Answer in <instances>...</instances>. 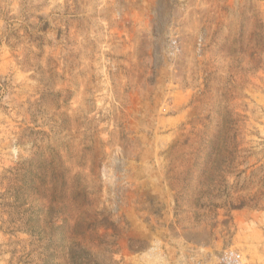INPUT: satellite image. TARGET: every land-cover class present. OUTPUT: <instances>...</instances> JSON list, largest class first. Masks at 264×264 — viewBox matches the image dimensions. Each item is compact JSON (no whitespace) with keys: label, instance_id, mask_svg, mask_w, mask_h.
<instances>
[{"label":"rangeland","instance_id":"rangeland-1","mask_svg":"<svg viewBox=\"0 0 264 264\" xmlns=\"http://www.w3.org/2000/svg\"><path fill=\"white\" fill-rule=\"evenodd\" d=\"M254 33L264 0H0V264H264ZM52 160L89 193L40 217Z\"/></svg>","mask_w":264,"mask_h":264},{"label":"trees","instance_id":"trees-1","mask_svg":"<svg viewBox=\"0 0 264 264\" xmlns=\"http://www.w3.org/2000/svg\"><path fill=\"white\" fill-rule=\"evenodd\" d=\"M260 27L263 29L262 26ZM253 37H259L260 41H262L264 37L263 35L260 36V33H254L251 34V37L247 40L245 48H248L250 51L255 52L256 41L253 42ZM231 155L232 153L230 154V156ZM232 157L230 163H233ZM68 174L69 172L64 169V165L63 163H61V161L56 164L53 160L50 162L49 166L40 173L38 177L40 184L39 187H35V190L37 191L39 200L42 199L47 201L44 208L36 212L40 217L47 216L53 218L54 215L58 216L59 211L57 208L60 205L57 202L62 201V199L65 200V198L68 199V197L71 195L73 197L72 199L74 200L80 199L83 196L85 197V199L87 198L86 196H88L89 193L87 187L84 185H80L77 187L75 186V184H71V181L73 179L69 178ZM46 193L48 194V196ZM263 196L264 192L262 191L260 193H257L253 198H249L252 199L251 201L253 202L249 206H251L252 208H260V206L264 203V200L262 199ZM241 199L244 200V198ZM211 207H214V205L212 204ZM42 223L44 227L40 229L41 233H48V222L44 219V217ZM78 243L79 242H77V244ZM78 246H80V244H78Z\"/></svg>","mask_w":264,"mask_h":264},{"label":"built area","instance_id":"built-area-1","mask_svg":"<svg viewBox=\"0 0 264 264\" xmlns=\"http://www.w3.org/2000/svg\"><path fill=\"white\" fill-rule=\"evenodd\" d=\"M235 257H236V256L233 254V255H232V258H234V260H236Z\"/></svg>","mask_w":264,"mask_h":264}]
</instances>
